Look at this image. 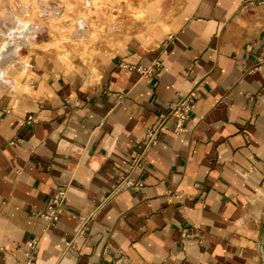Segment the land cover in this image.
Returning <instances> with one entry per match:
<instances>
[{
    "label": "crops",
    "instance_id": "obj_1",
    "mask_svg": "<svg viewBox=\"0 0 264 264\" xmlns=\"http://www.w3.org/2000/svg\"><path fill=\"white\" fill-rule=\"evenodd\" d=\"M241 2L139 0L85 51L24 55L27 89L0 86V264L26 262L39 238L34 264H112L119 251L131 264H264V6ZM157 58L149 78L126 67ZM192 90L184 130L169 118L135 172L143 187L110 196L145 130ZM61 190L50 227L38 213Z\"/></svg>",
    "mask_w": 264,
    "mask_h": 264
},
{
    "label": "rangeland",
    "instance_id": "obj_2",
    "mask_svg": "<svg viewBox=\"0 0 264 264\" xmlns=\"http://www.w3.org/2000/svg\"><path fill=\"white\" fill-rule=\"evenodd\" d=\"M138 2L139 0H0V42L7 39L3 29L6 32L5 28L9 27L17 30L15 40L20 41L15 62L6 67L4 72L7 75L4 73L1 76L0 86L12 85L19 90H26L29 82L27 74H21L17 78L12 70L20 63L29 65L30 58L24 55L39 52L51 54L54 51L66 54L68 50L75 48L85 51L90 42L99 40L101 34L107 33L106 31L115 32L120 15L123 12L128 16L132 15L133 7ZM56 10L59 14H56ZM135 16L143 17V13ZM81 19L86 21L82 30L78 24ZM20 30L22 31L19 32ZM19 56L22 61L18 59ZM61 58L68 59L67 55H62Z\"/></svg>",
    "mask_w": 264,
    "mask_h": 264
},
{
    "label": "built area",
    "instance_id": "obj_3",
    "mask_svg": "<svg viewBox=\"0 0 264 264\" xmlns=\"http://www.w3.org/2000/svg\"><path fill=\"white\" fill-rule=\"evenodd\" d=\"M264 6V0H242L240 4V11H245L249 8ZM173 37L170 35L168 40L164 43V52H167L170 42ZM264 63V48L262 49V55L258 57V64ZM162 65L161 58H157L152 62L150 66H138L135 68L126 66L129 70L135 69L140 73L142 78H149L155 76L154 67H160ZM258 67V66H257ZM199 99V95L192 91L184 94H179V98L176 102L169 105V111L166 114H161L159 122L155 128H147L145 130L144 147L141 151H137L131 154L128 163L126 164L123 174L118 176L115 183L112 185L110 196H116L121 192L127 190H140L143 187V182L134 177L135 172L145 170L149 164L147 154L150 149L157 145L159 140V133L167 128V120L169 118H175L176 127L175 132L179 133L184 130L186 122L190 118V114L196 107V103ZM28 121H34L33 116H28ZM169 203L174 201L175 195H170ZM66 202V191L61 190L53 198L52 203L47 207L44 212H39L38 215L44 218L48 226L55 227L61 220L64 212V206ZM85 222H83L81 228L77 234L74 235L70 242V248H76L80 242V239L85 235ZM41 238L32 239L25 244V254L28 257L27 261L22 264H34L32 260L33 256L37 253ZM112 264H131L128 256L123 252L119 251L118 257L112 262Z\"/></svg>",
    "mask_w": 264,
    "mask_h": 264
},
{
    "label": "bare ground",
    "instance_id": "obj_4",
    "mask_svg": "<svg viewBox=\"0 0 264 264\" xmlns=\"http://www.w3.org/2000/svg\"><path fill=\"white\" fill-rule=\"evenodd\" d=\"M46 9V8H45ZM56 15V14H55ZM46 18V17H45ZM49 18V17H48ZM83 20L84 19H81V20H79V29H84V22H86L85 20H84V22H83ZM22 23V22H21ZM23 24V23H22ZM29 25V24H28ZM27 27V26H26ZM15 28V27H14ZM5 29H7L6 30V32L4 31V29H3V33H5V35L7 36V39H5V41H4V39H3V43H1L0 42V80L2 79V77L1 76H3L4 75V71H5V69H7L6 67H8V66H10V65H12V63H14L15 62V56L17 55V53H18V51H19V47H20V44H19V39H18V42L15 40L17 37V35L16 34H18V32H16L15 33V30L14 29H12V27H9V28H5ZM27 29V28H26ZM28 30V29H27ZM80 30V31H81ZM17 31V30H16ZM22 30H20L19 32H21ZM25 31V30H24ZM30 31V30H29ZM78 33V32H77ZM80 33V32H79ZM20 37V36H19ZM26 37V36H25ZM3 38H6V37H4L3 36ZM30 38V36L28 37V39ZM2 39V38H1ZM7 40V41H6ZM24 40V39H23ZM31 40V39H30ZM1 41V40H0ZM27 41V40H26ZM24 43V42H23ZM28 43V42H27ZM18 59L20 60V61H22V58H20V56L18 57ZM18 60V61H19ZM17 61V62H18ZM19 61V62H20ZM17 66V65H16ZM28 65H26L25 63H20L19 64V66H17V68L16 69H12V70H14V72H15V76L17 77H21V74L23 75V74H27V71H28ZM6 74V73H5ZM7 75V74H6ZM12 77V76H11ZM17 77V78H18ZM16 78V79H17ZM2 81V80H1ZM0 81V82H1ZM12 82H13V80H12ZM2 84V83H1ZM11 84H13V83H11ZM262 252H264V249L262 248Z\"/></svg>",
    "mask_w": 264,
    "mask_h": 264
},
{
    "label": "water",
    "instance_id": "obj_5",
    "mask_svg": "<svg viewBox=\"0 0 264 264\" xmlns=\"http://www.w3.org/2000/svg\"><path fill=\"white\" fill-rule=\"evenodd\" d=\"M263 263H264V258H263Z\"/></svg>",
    "mask_w": 264,
    "mask_h": 264
}]
</instances>
